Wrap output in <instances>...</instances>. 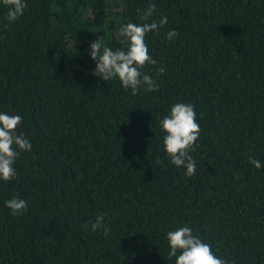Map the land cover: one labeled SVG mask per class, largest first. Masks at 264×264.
<instances>
[{"label":"trees","instance_id":"obj_1","mask_svg":"<svg viewBox=\"0 0 264 264\" xmlns=\"http://www.w3.org/2000/svg\"><path fill=\"white\" fill-rule=\"evenodd\" d=\"M25 2L14 23L0 2V113L32 144L0 181V264H175L166 236L184 226L227 264H264V0ZM151 3L148 22L167 23L146 34L156 64L141 71L159 90L133 96L93 75L90 44L124 47L117 29ZM177 103L200 126L190 178L163 146Z\"/></svg>","mask_w":264,"mask_h":264},{"label":"clouds","instance_id":"obj_2","mask_svg":"<svg viewBox=\"0 0 264 264\" xmlns=\"http://www.w3.org/2000/svg\"><path fill=\"white\" fill-rule=\"evenodd\" d=\"M8 10L6 19L8 23L16 22L24 15L27 7L25 0H0ZM156 5L151 3L140 16L145 23L137 25L127 23L119 30L120 44L124 47L113 51L110 47L102 45L100 40L90 44V58L96 62L94 76L104 82L118 79L121 87L130 90L135 96L143 87L146 93L159 90V85L150 76L142 74L141 69L145 65L156 64V61L148 54L145 36L150 32H158L167 23V17L159 22H148L153 16ZM178 34L175 31L167 33V39L172 40ZM165 69L160 67L157 75L163 74ZM22 122L19 115L0 113V181L8 182L16 178L14 163L23 152H30L32 144L24 133H17ZM164 132V151L170 159V163L177 168L183 167L186 177H192L196 173V162L189 154L195 150L196 141L200 134V126L196 121V113L192 104L177 103L170 109V113L161 122ZM250 163L261 169L259 160L249 158ZM161 163V161H157ZM6 208L13 216H20L27 212V201L20 198H12L6 202ZM105 216L98 215L95 222L90 224L93 232L102 230L105 237L110 233V228L104 224ZM89 227V226H85ZM166 239L168 241V257H175V264H227L218 258L212 251L211 245L203 242L199 237L193 235L190 227L184 226L177 230L169 231ZM179 253V254H178Z\"/></svg>","mask_w":264,"mask_h":264},{"label":"rangeland","instance_id":"obj_3","mask_svg":"<svg viewBox=\"0 0 264 264\" xmlns=\"http://www.w3.org/2000/svg\"><path fill=\"white\" fill-rule=\"evenodd\" d=\"M110 7H111V11L114 12L116 9H118L121 6L120 5L116 6L115 3H111ZM117 32H119V29H117Z\"/></svg>","mask_w":264,"mask_h":264}]
</instances>
